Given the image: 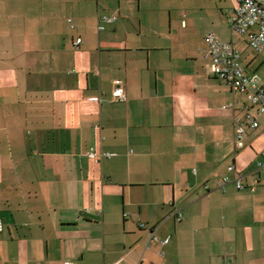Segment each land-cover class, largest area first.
<instances>
[{"label": "crops", "instance_id": "obj_1", "mask_svg": "<svg viewBox=\"0 0 264 264\" xmlns=\"http://www.w3.org/2000/svg\"><path fill=\"white\" fill-rule=\"evenodd\" d=\"M236 4L0 0V264H264V122L236 147L206 41L244 65Z\"/></svg>", "mask_w": 264, "mask_h": 264}, {"label": "built area", "instance_id": "obj_2", "mask_svg": "<svg viewBox=\"0 0 264 264\" xmlns=\"http://www.w3.org/2000/svg\"><path fill=\"white\" fill-rule=\"evenodd\" d=\"M236 6L231 10L230 25L233 31L246 34L248 33L249 45L257 52L264 55V0H236ZM117 16H101L98 20L99 30L105 29L106 23L115 22ZM72 20L69 19V22ZM71 27H74L71 25ZM208 44V53L212 59L213 73L227 82L232 89L245 93L250 100L251 105L255 108L245 113L244 118L238 116L235 118V145L237 148L245 146L246 129L258 128L261 122H264V82L260 81L257 74L248 73L242 64L241 54L234 42L221 41L217 35L210 31L206 34ZM82 38L78 37L75 45H80ZM113 96L121 100H126L127 95L123 88L119 87L113 91ZM233 106L232 103L226 107ZM89 158L98 162L104 155L98 153L94 148L87 152ZM230 170H235L231 165ZM258 171L264 170V163L257 162ZM242 175L239 174L235 180L238 189H244L245 185L241 181ZM228 177L219 181V186L224 188L228 183ZM256 182V181H255ZM255 189V184L251 187ZM182 218L181 213H177V219ZM4 230V221L0 217V232ZM165 239V243L168 242ZM66 264H75L67 262Z\"/></svg>", "mask_w": 264, "mask_h": 264}, {"label": "rangeland", "instance_id": "obj_3", "mask_svg": "<svg viewBox=\"0 0 264 264\" xmlns=\"http://www.w3.org/2000/svg\"><path fill=\"white\" fill-rule=\"evenodd\" d=\"M210 32V31H208ZM207 32V33H208ZM214 32V31H213ZM206 33V34H207ZM242 48V60L245 62L244 67L247 72H256L258 73V76L260 79L264 78V55L254 50L249 43L246 44V46H243ZM254 59L255 62L252 64V66L247 67V62ZM250 68V69H248Z\"/></svg>", "mask_w": 264, "mask_h": 264}]
</instances>
